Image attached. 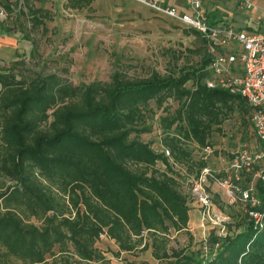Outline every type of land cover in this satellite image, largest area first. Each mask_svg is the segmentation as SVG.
Instances as JSON below:
<instances>
[{
    "label": "trees",
    "instance_id": "16d2710c",
    "mask_svg": "<svg viewBox=\"0 0 264 264\" xmlns=\"http://www.w3.org/2000/svg\"><path fill=\"white\" fill-rule=\"evenodd\" d=\"M92 1L62 6L80 10ZM0 6L24 16L19 28L50 19L30 0ZM186 28L203 49L195 66L177 73L129 79L113 70L106 81L73 83L64 69L27 74L20 61L0 65V264H109L95 246L101 236L116 245L115 258L149 248L155 264H264V223L254 228L240 202L213 199L226 217L224 235L212 226L196 245L186 233V178L208 164L194 144H211L212 131L235 110L249 127L251 113L240 95L204 85L213 55L203 34ZM168 98L177 107L159 118L154 150L138 139L147 131L144 111ZM250 176L242 175V187ZM254 189V210L264 218V180L255 179ZM171 230L185 232L187 243L170 245Z\"/></svg>",
    "mask_w": 264,
    "mask_h": 264
},
{
    "label": "rangeland",
    "instance_id": "374dc122",
    "mask_svg": "<svg viewBox=\"0 0 264 264\" xmlns=\"http://www.w3.org/2000/svg\"><path fill=\"white\" fill-rule=\"evenodd\" d=\"M30 1L35 7L47 10L50 19L44 20L42 26L30 28L26 24L20 29L18 23H26L24 16L17 12L7 13L0 6V65L7 67L14 61H20L18 69L27 74L32 71L61 73L64 69V76L69 81L88 83L92 80L106 81L113 70L121 71L129 79H136L153 71L161 75L177 73L180 68L195 66L199 62L198 51L203 49V45L195 35L184 33L187 28L178 21L132 0H93L89 8L80 10L63 8L65 0ZM169 1L182 3V0ZM204 8L211 12L213 0H205ZM211 25L216 26L215 22H210ZM24 34L28 35L32 44L24 38ZM210 40L207 38V42ZM176 107L177 102L169 98L160 107L150 101L144 111L147 131L140 133L138 139L151 142V147L157 150L161 134L159 118L172 113ZM243 117L237 110L230 112L220 125V131H212L211 145L221 156L227 155L239 144L255 143L250 126L241 124ZM207 163L216 169L223 165L220 159L214 157L209 158ZM157 166L163 168L159 163ZM209 193L212 204L215 195L223 202L226 200L219 186L211 185ZM188 206L186 233L191 235L192 243H200L212 226L222 227L225 232L222 221L226 217L215 205L213 210L217 212L219 225L208 223L204 227L199 225L197 205L189 201ZM186 233L176 234L171 230L170 245H185L188 241ZM95 246L109 260V264H124V261L156 263L149 248L132 253L121 252L115 258L113 252L116 245L112 240L101 236ZM11 263L22 264L14 260Z\"/></svg>",
    "mask_w": 264,
    "mask_h": 264
},
{
    "label": "built area",
    "instance_id": "2783aa9c",
    "mask_svg": "<svg viewBox=\"0 0 264 264\" xmlns=\"http://www.w3.org/2000/svg\"><path fill=\"white\" fill-rule=\"evenodd\" d=\"M132 1L200 31L206 39L210 38L207 51L213 56L205 68L207 76L203 79L204 85L238 94L250 107V129L256 140L253 145L239 144L233 151L221 156L211 144H194L202 161L214 157L223 163L218 169L207 164L186 178L188 196L198 208L199 225H219L209 195L210 186L216 185L223 190L226 203L240 202L245 205L254 228H261L264 218L263 212L254 210L258 204L254 183L255 179L264 180V27L246 31L229 26H209L204 21L205 0H183L187 12L177 11L166 0ZM238 2L247 6L245 0ZM261 2L264 7V0ZM162 150L164 155H168L167 149ZM245 173L251 176L246 186L242 187V175ZM219 235H224L222 227L219 228Z\"/></svg>",
    "mask_w": 264,
    "mask_h": 264
},
{
    "label": "crops",
    "instance_id": "0c3cea01",
    "mask_svg": "<svg viewBox=\"0 0 264 264\" xmlns=\"http://www.w3.org/2000/svg\"><path fill=\"white\" fill-rule=\"evenodd\" d=\"M166 2L179 12H187L183 0L181 4L169 0ZM213 2V10L211 12L206 11L204 14V21L209 25L210 22H215L216 26H229L236 30L246 31H255L264 27V11L261 0H245L247 6H244L243 2L239 3L238 0H213ZM221 23L225 25H221Z\"/></svg>",
    "mask_w": 264,
    "mask_h": 264
}]
</instances>
